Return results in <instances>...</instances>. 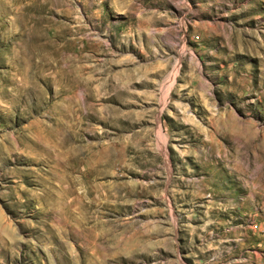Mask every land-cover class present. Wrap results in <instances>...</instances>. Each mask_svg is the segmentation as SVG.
Listing matches in <instances>:
<instances>
[{"label":"rangeland","instance_id":"rangeland-1","mask_svg":"<svg viewBox=\"0 0 264 264\" xmlns=\"http://www.w3.org/2000/svg\"><path fill=\"white\" fill-rule=\"evenodd\" d=\"M0 264H264V0H0Z\"/></svg>","mask_w":264,"mask_h":264}]
</instances>
